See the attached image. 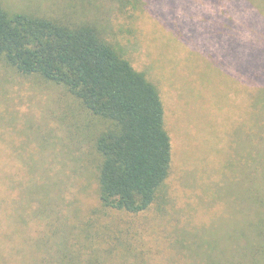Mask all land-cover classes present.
I'll list each match as a JSON object with an SVG mask.
<instances>
[{
	"label": "rangeland",
	"instance_id": "rangeland-1",
	"mask_svg": "<svg viewBox=\"0 0 264 264\" xmlns=\"http://www.w3.org/2000/svg\"><path fill=\"white\" fill-rule=\"evenodd\" d=\"M88 23L157 88L169 175L99 198L100 120L0 60V264H264V0H0Z\"/></svg>",
	"mask_w": 264,
	"mask_h": 264
},
{
	"label": "trees",
	"instance_id": "trees-1",
	"mask_svg": "<svg viewBox=\"0 0 264 264\" xmlns=\"http://www.w3.org/2000/svg\"><path fill=\"white\" fill-rule=\"evenodd\" d=\"M0 60L62 85L100 120L94 143L103 206L137 213L154 201L171 163L163 103L156 86L96 26L0 3Z\"/></svg>",
	"mask_w": 264,
	"mask_h": 264
}]
</instances>
